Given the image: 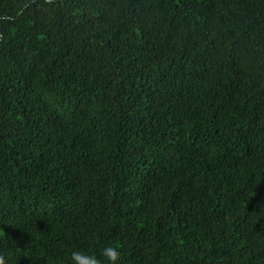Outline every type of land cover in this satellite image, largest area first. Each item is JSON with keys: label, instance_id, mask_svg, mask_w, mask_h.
Returning a JSON list of instances; mask_svg holds the SVG:
<instances>
[{"label": "trees", "instance_id": "obj_1", "mask_svg": "<svg viewBox=\"0 0 264 264\" xmlns=\"http://www.w3.org/2000/svg\"><path fill=\"white\" fill-rule=\"evenodd\" d=\"M264 264V0H0V252Z\"/></svg>", "mask_w": 264, "mask_h": 264}, {"label": "clouds", "instance_id": "obj_2", "mask_svg": "<svg viewBox=\"0 0 264 264\" xmlns=\"http://www.w3.org/2000/svg\"><path fill=\"white\" fill-rule=\"evenodd\" d=\"M13 253L0 252V264H9ZM102 256L107 261V264H117L120 259V253L117 247L107 246L102 250ZM71 264H101L95 255H87L82 251H73L70 255Z\"/></svg>", "mask_w": 264, "mask_h": 264}]
</instances>
